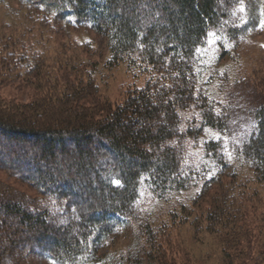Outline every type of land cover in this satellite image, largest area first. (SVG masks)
Wrapping results in <instances>:
<instances>
[{
    "label": "trees",
    "instance_id": "obj_1",
    "mask_svg": "<svg viewBox=\"0 0 264 264\" xmlns=\"http://www.w3.org/2000/svg\"><path fill=\"white\" fill-rule=\"evenodd\" d=\"M14 1L48 12L52 25L106 35V64L128 59L142 84L127 85L114 104L102 103L92 97L98 88L91 69L84 77L77 75L73 84L65 82V93H58L54 108L33 102L23 104L19 113L12 107L0 111V170L34 191L0 194V238L10 240L3 249L4 264H21L27 256L52 264H100L108 259L106 250L114 239L134 224L141 233L137 254L117 263L170 264L163 255L168 225L152 226L138 208L144 185L158 198L195 188L192 207L229 178V192L215 195L218 204L205 217L208 228L215 223L234 229L245 215L250 191L246 184L251 180L246 178V183L242 169H252L255 183H264V102L253 111L255 132L224 151L222 138L230 134L232 108L203 85L213 79L223 86L228 77L226 71L218 75L213 70L203 79L199 51L210 36L216 39V63L238 48L258 22L255 17L242 24L239 13L233 15L245 0ZM223 40L229 41L228 48ZM7 45H0V78L40 69L39 53L18 59L22 52L7 50ZM43 111L49 112L48 118H37ZM207 129L218 136L203 140L202 155L194 158ZM186 208L183 204L180 212L172 210L171 222H184ZM7 216L19 220L26 236L12 239L17 229L9 226Z\"/></svg>",
    "mask_w": 264,
    "mask_h": 264
},
{
    "label": "rangeland",
    "instance_id": "obj_2",
    "mask_svg": "<svg viewBox=\"0 0 264 264\" xmlns=\"http://www.w3.org/2000/svg\"><path fill=\"white\" fill-rule=\"evenodd\" d=\"M237 13L242 24L251 22L255 17L258 20L255 28L247 27L249 30L243 35V41L238 44V48L216 63L218 57L214 44L216 39L210 36L206 45L199 51V69L203 79L211 76L210 72L213 70L218 72V75L225 71L224 74L227 73L228 80L223 86L218 80L216 82L213 79L203 85L215 99L228 102L232 108L230 134L222 138L224 151L241 144L255 132L253 111L258 104L264 102V30L261 29L264 0H245L233 15ZM49 19L51 16L48 12L40 9L29 10L18 1L5 0L0 3V45L6 43L7 50L22 52L16 54L18 59H22L20 56L23 54L31 56L32 51L39 53L41 57L37 63L38 65L42 63L40 69L37 67L29 75H21L22 71L11 68V71H15L11 77L0 78V111L7 113L12 107L19 113L18 109L22 108L23 104L33 102L45 109L54 108L53 105L57 104L60 98L61 93H58L65 91V82L71 81L73 84L74 80L79 78L77 75L84 77V72L91 69L94 70L91 80L98 88L96 95L92 97L102 103L107 100L114 104L121 99L122 91L127 85L135 82L138 85L142 84L134 77L136 74L134 75L131 70L133 67L129 66L128 59L125 58L113 66L106 64L110 55L106 35L96 34L91 29L79 26H65L64 23L52 25ZM228 43H225L227 48ZM3 47L0 46V49ZM3 65L0 62V68L4 73ZM5 65L9 68L10 64L7 62ZM50 102L52 104H49ZM48 113L40 112L37 118L41 116L44 119L48 118ZM54 119L55 117L52 120ZM217 136L216 132L207 129L206 134L201 136L198 147L194 149L197 152L194 158L202 155L200 145L203 140ZM36 149L39 150V147ZM70 149L73 151L72 146ZM91 151L95 154L97 147L93 146ZM76 166L79 167L80 164L77 163ZM242 171L246 183V178L251 180L246 184L250 191L245 197V215L235 222L234 229L215 223L208 228L209 222L205 217L206 213L212 211L218 204L215 195H221L220 192L223 191L229 192V189L227 190L231 181L229 178L215 184L192 207L191 199L197 192L195 188L171 194L166 198L156 197L146 185L140 188L138 208L141 214H147L148 217L145 218L154 227L162 223L168 225L164 236L169 244L163 247V255L168 263L226 264L232 260L230 264H264V183H255L252 179L254 177L252 169L244 167ZM14 189L17 190V194H20V191L25 194L34 193L31 188L0 170V194L6 196ZM183 204L187 207L185 213H189V217L184 222L172 223L169 215L174 209L180 212V206ZM6 221L13 230L17 229L16 235L12 236L13 240L26 236L17 218L7 216ZM140 234L135 224L121 232L106 250L108 259L100 264H116L134 252ZM9 242L7 238H0L2 264L5 254L3 249ZM228 252L231 254L230 257L227 256ZM136 254L135 251V256ZM11 256L13 255L10 254V258ZM21 261V264H52L45 258L34 256H27Z\"/></svg>",
    "mask_w": 264,
    "mask_h": 264
}]
</instances>
